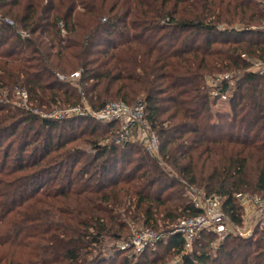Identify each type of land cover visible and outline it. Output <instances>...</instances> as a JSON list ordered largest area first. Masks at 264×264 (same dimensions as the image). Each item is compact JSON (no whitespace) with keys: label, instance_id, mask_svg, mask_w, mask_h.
I'll return each mask as SVG.
<instances>
[{"label":"trees","instance_id":"trees-1","mask_svg":"<svg viewBox=\"0 0 264 264\" xmlns=\"http://www.w3.org/2000/svg\"><path fill=\"white\" fill-rule=\"evenodd\" d=\"M0 14L15 22L0 23V264H163L181 234L140 254L117 242L199 214L188 185L220 194L236 222V194L264 193L259 0H0ZM221 74L226 106L208 84ZM83 97L145 103L165 164L117 143L114 122L34 112ZM216 239L204 231L183 263L264 264L263 230Z\"/></svg>","mask_w":264,"mask_h":264},{"label":"built area","instance_id":"built-area-1","mask_svg":"<svg viewBox=\"0 0 264 264\" xmlns=\"http://www.w3.org/2000/svg\"><path fill=\"white\" fill-rule=\"evenodd\" d=\"M7 22L10 25H15V22L0 14V23ZM264 28V25H263ZM21 35L28 36V33L22 32ZM252 70L264 77V59L256 58L252 61ZM78 73L72 74L71 77H76ZM63 80L64 75L59 74ZM224 80H228L230 85L234 84L233 78L230 75H218L210 77L208 84L211 87V95L213 97L219 95L221 100H226L229 93L219 92ZM17 94L21 96L20 105L31 109L27 104V93L18 90ZM145 106L141 102H136L133 106L127 105L124 101H110L99 109L87 107L84 103L57 108L48 113L40 112L35 109L34 112L39 113L43 117L53 119H69L75 116H88L102 122H120V129L116 133V140L119 142L126 141L135 133L138 140L143 142L150 150L157 152L158 136L156 131L146 115ZM43 113V114H42ZM154 148V149H153ZM158 154V152H157ZM190 193L193 204L201 210L195 216L182 218L177 225L173 226L168 235L181 234L184 238V247L179 255L170 262L163 264H184L183 259L193 250L195 243L198 241L204 231L213 233L217 239L214 242V247L217 248L229 235L239 237H254L257 231H264V196L256 194L238 193L236 199L239 202L242 213L240 221L236 222L226 212L224 207V198L218 193H204L196 187H190ZM164 233V234H165ZM163 234L152 229L139 231L132 237L120 240L117 242L119 249H129L134 254H140L147 247L155 245L160 239L159 235Z\"/></svg>","mask_w":264,"mask_h":264},{"label":"rangeland","instance_id":"rangeland-1","mask_svg":"<svg viewBox=\"0 0 264 264\" xmlns=\"http://www.w3.org/2000/svg\"><path fill=\"white\" fill-rule=\"evenodd\" d=\"M260 2H261V4L264 6V0H259ZM22 91H24V90H22ZM17 94V93H16ZM231 94H229V96H230ZM17 96L20 98V100L18 101H16V104H19L20 105V103H21V101H22V99H21V96L20 95H18L17 94ZM28 97V96H27ZM213 97V96H212ZM143 99V95H141V100ZM221 100V99H220ZM229 100V97L226 99V100H221V101H223V103H219L220 105H224V106H226L227 104V101ZM112 101H121V100H112ZM142 104H144V106H145V103H143L142 101H140ZM81 103H84L87 107H91L92 109H95V108H93L91 105H90V103H89V101L87 100V98H85V97H83L82 98V101H81ZM134 104H136V102L135 103H131V104H129V103H127V105H130V106H133ZM66 107V106H65ZM219 107H221V106H219ZM57 108L58 107H55V108H53L52 110H57ZM62 108H64V107H62ZM145 108H146V106H145ZM50 111V110H49ZM48 110L47 111H40V112H43V113H48L49 112ZM145 111H146V115H148V112H147V109H145ZM42 113V114H43ZM108 123V122H107ZM115 124H117V129L115 130V133H114V136H115V140H116V133H117V131L120 129V125H121V123L120 122H114ZM153 131H156L154 128H153ZM135 133H133V135H131V137H129V139L128 140H126V141H121V142H119L118 140H116V142L117 143H137V144H140L141 146H143L145 149H146V151L151 155V156H153V157H156V158H158L159 159V161L161 162V164H165V162L163 161V158H162V156H161V151H160V143H159V136H158V134H157V132H156V134H157V136H158V144H159V147H158V150H157V152H158V154H157V152H155L154 150H150L143 142H141L140 140H138V138H137V136L136 135H134ZM190 187H196V188H198L199 190H201V191H203L204 193H207V191L206 190H204L203 188H200V187H198V186H196V185H188L187 186V192H188V194H189V197H190V199H191V201H192V196H191V193H190ZM242 193H246V194H253L254 195V193H250V192H242ZM257 195V194H256ZM258 195H262V196H264V193H261V194H258ZM193 203V202H192ZM241 210H242V208H241ZM243 211H241V213H242ZM130 220V219H129ZM146 229H148V228H140V227H137V228H133V231H132V234H131V237L133 236V235H135V234H137L139 231H143V230H146ZM163 234H160L159 235V237H158V239H160L158 242H160L161 240H163V239H167L170 235H168L167 233H165V232H162ZM165 233V234H164ZM134 251V250H133ZM133 251H131L130 250V253L132 252L133 253ZM177 256V255H176ZM176 256H172V257H170V259L167 261V262H170V261H172V260H174L175 258H176ZM166 263V262H165Z\"/></svg>","mask_w":264,"mask_h":264}]
</instances>
